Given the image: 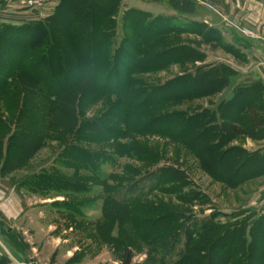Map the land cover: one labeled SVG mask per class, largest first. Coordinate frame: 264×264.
I'll use <instances>...</instances> for the list:
<instances>
[{
  "label": "rangeland",
  "instance_id": "1",
  "mask_svg": "<svg viewBox=\"0 0 264 264\" xmlns=\"http://www.w3.org/2000/svg\"><path fill=\"white\" fill-rule=\"evenodd\" d=\"M119 1V14L114 27L116 32L113 39L114 47L122 45V39H134L132 33L126 31L122 25L121 19L126 11H141L153 16H176L166 0ZM193 1L200 8L195 20L202 23L204 20L211 24L213 22L214 26L211 28L218 31L219 36L211 37L204 29H197V34L186 33L171 36L167 40L168 48L189 49L194 52L193 58L196 62L186 61L183 66L171 65L164 70L135 75L134 78L145 81L153 89L154 98V95L158 93H161L164 98H173L179 94L198 91L193 84L185 81L186 76H182L190 75L195 68L217 69L218 74L229 78L221 92V97L216 95L210 99H193L189 102L174 104L172 107L161 109L158 113L161 116L172 117L179 115L181 111L192 113L195 110L214 109L229 94L237 90L241 95L244 91L240 89L246 87L251 89L246 90L244 96L234 101L228 115L234 118L238 110L242 109L244 102L255 99L253 93L260 94L257 101L259 100L258 105L263 109L264 0ZM21 2L22 0H0V25H14L15 23L7 22L9 20L7 18L10 17L14 19L20 16H31L32 11L18 9ZM56 5L57 2L53 0L48 6V11L51 13ZM41 11L33 15H39V13L46 15V11L43 9ZM204 25L210 27L209 24L204 23ZM9 58L11 59V56ZM78 70L87 71L80 66ZM70 73L74 77L77 76L76 71ZM259 81L260 85L254 84ZM162 85L165 88L160 92L155 90L156 93L154 89ZM12 87L15 85L12 84ZM10 95L0 101V117L9 128V130L3 129L0 135L3 149L4 145L6 147L10 142L12 133L24 130V126L14 124L19 110L23 107L20 97L16 98V105H14L10 100L13 97ZM210 104H213L214 108ZM109 105L104 98L97 101L83 99L81 108L77 111L80 130H75L71 135H64L60 129L48 130L50 132L48 140L39 143L40 145L30 155L23 158L18 168L12 171L8 168L9 170H4L0 174V178L4 181L9 177H15L20 183L21 204L24 207L30 205L27 210L30 211V218H34L31 227L36 233L33 234L38 233L41 225L47 224L50 226L49 231H54L68 240L64 249L70 250L71 254L67 255L66 251H62V254L58 255L56 252L49 255L48 260L43 264H119V253L126 245L132 246L133 249L132 264H159V262L161 264H183L184 255L186 256L194 250L196 245H199V238H208L204 232L195 234V237L192 233L189 234L186 229L192 222L227 225L228 231H239L241 234V238L233 236L235 245L225 247L224 250L223 248L214 250L211 254V261H207L209 264H223L225 261H230L228 264H236L235 261L238 264H264V173L247 180L242 186L236 188L209 178L206 174L209 166L206 164L207 152L204 149L206 134L200 136L198 140L196 138L187 143L196 148L194 152L185 149L184 144L172 143L166 138L150 134L145 137L131 135L124 140H116L117 142H100L97 139L94 142L91 140L93 135L88 130V125L104 117L103 113ZM52 113L46 114L43 121L52 122V118L55 120L59 115L56 113L54 117ZM34 116L35 114L32 116L33 119ZM37 118L38 121L40 116ZM171 120L180 128L184 126L186 128L184 122L174 118ZM170 125L172 123L163 128L168 129ZM187 128L192 129L193 123H188ZM100 132L103 131L100 130ZM247 141V139L231 141L229 147L236 146L250 150L256 149L259 145V143H248ZM35 146L29 144L24 153L29 154ZM74 147L87 151L92 156L87 159L83 158V154L77 153V156L81 158L80 163L72 162L69 156L74 153L71 150ZM243 154V152L233 151L231 157L236 158L235 161L240 160L247 163ZM15 157L20 158L21 155L15 149H11L7 158L12 161ZM86 162L91 163L92 167ZM253 163L264 170V163H258L256 160ZM168 167L178 170L181 174L178 176L181 183L186 184L184 187L182 184L178 186L179 189L181 188L178 196H165L164 192H172L170 189L174 186L164 185V178L157 180V174L154 175L155 169ZM217 171H220V168H217L215 172ZM55 172L67 177L66 181L69 184H76V189L72 190L65 186L60 188L55 182L45 183L44 180L40 181V184L35 182L33 186L28 180L33 176L38 179L42 177L41 174L53 176ZM159 184L163 185L159 186ZM41 187L45 190L37 189ZM5 189L8 190L0 182V191L3 192ZM182 195L189 197V200L195 197L197 202H187L188 205H181L178 200ZM106 199H110L114 204L110 203V206L106 207ZM165 205L176 208L181 215L180 220L176 222L180 230L170 233L177 236L174 242V254L177 256L171 255L170 258L153 254V247L147 246L137 237L133 223V221L146 222L153 219L155 215L148 214L147 211L158 212V209ZM37 213H41L45 222L37 221L36 223L35 214ZM2 220L0 212L1 225ZM21 220L23 221V217ZM107 236L112 237L111 239L115 238L116 243L107 245L98 241V237L106 238ZM26 237L28 235H24L23 238L26 239ZM189 240H194V243ZM0 246H2L0 255H6L1 235ZM238 246L240 249H237ZM198 248L199 250L209 249L203 245H199ZM206 260H204L205 264Z\"/></svg>",
  "mask_w": 264,
  "mask_h": 264
},
{
  "label": "trees",
  "instance_id": "2",
  "mask_svg": "<svg viewBox=\"0 0 264 264\" xmlns=\"http://www.w3.org/2000/svg\"><path fill=\"white\" fill-rule=\"evenodd\" d=\"M55 1L56 7L40 19L10 17L7 18L9 19L7 22L16 25H0V101L12 94L10 96L13 98L10 100L16 105V98L20 97L23 107L19 110L14 124L24 126V130L10 135L9 145L6 147L4 145V149L0 140V174L4 170L12 171L18 168L23 158L30 155L40 145L39 143L48 140L50 136L48 130L60 129L64 135H71L75 130H80L77 111L86 98L92 101L104 98L110 104L103 113L104 117H100L97 123L92 121L88 125L93 141L97 139L100 142H117L116 140H124L131 135L145 137L150 134L166 138L172 143L184 144L185 149L194 152L196 148L187 143L206 134V146L203 147L207 152L206 164L209 166L206 174L209 178L236 188L264 173V170L253 163L254 160L264 163V153L249 154L240 147H229L231 141L247 139L254 142L264 138V105L263 109L258 105L259 93H253L255 99L244 102L242 109L238 110L234 118L228 115V111L234 101L244 96L246 90L251 88L240 89L245 92L241 95L235 90L215 108L210 104L214 109L195 110L192 113L181 111L179 115L167 117L158 114L159 111L193 99H210L224 90L229 78L218 74L217 69L195 68L190 75L182 76H186L185 81L193 84L198 91L179 94L173 98H164L161 93L154 95V98L153 89L142 79L134 78L135 75L164 70L171 65L183 66L186 61L196 62L193 51L183 47L168 48L167 40L171 36L197 34V29H204L211 37L219 36V32L214 28L195 20L200 8L193 0H166L167 5L176 14L175 17L153 16L135 10L126 11L121 19L122 25L126 31L132 33L134 39H122V45L117 47L113 46V39L116 36L114 27L119 14V0ZM79 66L87 71L78 70ZM71 71H76L77 76H72ZM12 84L15 87H12ZM219 84L223 86L220 87ZM254 84L260 85L261 82ZM163 88L165 86L162 85L154 91L160 92ZM50 113L54 117L56 113L59 115L55 120L52 118V122L43 121L45 115ZM36 115L40 116L38 121ZM172 118L184 122L186 128L175 125ZM170 122L172 125L168 129L163 128L171 124ZM188 123H193L192 129L187 128ZM0 128V135L3 129L9 130L1 117ZM29 144L36 146L29 154H25ZM11 149L19 152L21 157H15L10 161L7 155ZM71 150L74 153L70 154L69 160L75 163L81 161L77 153L83 154V158L87 159L92 156L80 148L74 147ZM6 151L7 153H4ZM233 151L243 152L247 163L235 161L236 158L231 157ZM87 165L92 167L91 163ZM217 168H220V171L215 172ZM155 171L157 180L164 178V185L174 186L170 189L172 192H164L165 196H176L181 190L178 186L186 185L181 183L178 177L181 176L180 172L172 167L157 168ZM54 174L53 176L41 174L42 177L38 179L33 176L28 180L33 186L35 182L40 184V181L44 180L45 183L55 182L60 188L65 186L72 190L76 189L77 185L69 184L66 181L67 177L58 172ZM0 182L6 188H13L17 194L20 193V183L15 177H9L6 181L0 178ZM161 185L163 184H159ZM37 189L45 190L42 187ZM183 195L179 197V204L197 202L195 197L189 200V197ZM110 203L114 204L110 199H106L105 206H110ZM158 210L147 211L148 214L155 215L153 219L146 222L133 221L134 232L147 246L153 247V254L166 258H170L171 255L177 256L174 254L177 236L170 233L180 230L176 222L180 220L181 215L176 208L167 205ZM226 228L227 225L207 222L190 223L186 231L192 233L194 237L195 234L204 232L208 237L205 238L207 241L199 238L198 244L209 249L199 250V245H196L194 250L184 255L185 262L205 264L204 260L208 259L206 264H209L207 261H211L214 250L222 248L224 250L225 247L235 245L233 236L241 238V234L239 231H228ZM111 238L98 237V241L107 245L116 243V239ZM189 241L194 243V240ZM224 243L227 244L222 246ZM237 249H240V246ZM133 258L132 246L126 245L119 253L118 263L132 264ZM185 262L183 264H187ZM229 262L225 261L223 264ZM235 263L238 264L236 261ZM0 264H10L6 255H0Z\"/></svg>",
  "mask_w": 264,
  "mask_h": 264
},
{
  "label": "crops",
  "instance_id": "3",
  "mask_svg": "<svg viewBox=\"0 0 264 264\" xmlns=\"http://www.w3.org/2000/svg\"><path fill=\"white\" fill-rule=\"evenodd\" d=\"M198 18L201 19L200 17ZM211 21L214 20L211 19ZM203 22L209 24L210 27L214 26L212 25L213 22L212 24L206 20ZM217 96L221 97L222 93ZM227 97H225V99ZM247 142L259 143V145L256 149L249 150L243 148L245 152L258 155L264 153V138L254 142L248 140ZM242 185L243 184L237 187ZM5 191H0V212L3 218L2 225L0 224V235L4 243V252L10 264H43L48 260L49 255H53L56 252L58 255H61L62 251H66L67 255L71 254L70 250L64 249L68 240L56 234L54 231H49V225H41L38 233L33 234L36 233L31 227L33 226L32 220H34V218H30V211L27 210L30 205L24 207L21 204L19 194H17L13 188L8 190L5 189ZM22 217L23 221L21 220ZM35 218L37 219L36 223L37 221L45 222V220L42 219L41 213L35 214ZM24 235H28V237L24 239Z\"/></svg>",
  "mask_w": 264,
  "mask_h": 264
},
{
  "label": "built area",
  "instance_id": "4",
  "mask_svg": "<svg viewBox=\"0 0 264 264\" xmlns=\"http://www.w3.org/2000/svg\"><path fill=\"white\" fill-rule=\"evenodd\" d=\"M53 2V0H22V2L20 3V6L18 7V9L20 10H26V11H32L31 16H28L29 18L32 19H40L42 18L44 15L42 13H39V15H33L35 12H39L42 9L44 11H46V14L50 11H48V6ZM40 7L42 9H40ZM42 12V11H41ZM21 18H28V17H22ZM2 248V246H0Z\"/></svg>",
  "mask_w": 264,
  "mask_h": 264
}]
</instances>
